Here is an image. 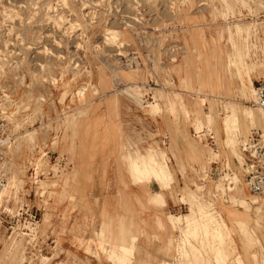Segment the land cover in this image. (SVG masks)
Returning <instances> with one entry per match:
<instances>
[{
    "label": "rangeland",
    "instance_id": "rangeland-1",
    "mask_svg": "<svg viewBox=\"0 0 264 264\" xmlns=\"http://www.w3.org/2000/svg\"><path fill=\"white\" fill-rule=\"evenodd\" d=\"M261 80L264 0H0V119L8 137L0 218L11 220L19 205L37 208L34 248L42 250L28 257L30 242L2 223L0 264H62L57 239L46 236L49 218L64 198L74 206L76 184L95 158L103 169L108 160L123 187L170 192L155 200L166 206L162 264H189L194 253L205 264L237 257L255 264L264 253V206L248 192L241 141L253 130L264 137V122L241 120L234 149L215 120L244 106L261 117L253 89ZM213 102L222 108L212 122L203 112ZM209 132L216 145H208ZM151 152L169 173L137 181L130 163ZM221 175L244 195L220 187ZM197 200L221 215V231L211 226L207 235L200 225L191 236L177 221ZM111 219L132 222L124 213ZM124 232L104 224L76 246L131 264L137 238L124 242Z\"/></svg>",
    "mask_w": 264,
    "mask_h": 264
},
{
    "label": "crops",
    "instance_id": "crops-1",
    "mask_svg": "<svg viewBox=\"0 0 264 264\" xmlns=\"http://www.w3.org/2000/svg\"><path fill=\"white\" fill-rule=\"evenodd\" d=\"M206 136L211 137L208 145H216L212 133L209 132ZM102 164L103 160L95 158L90 171L86 173L87 176L77 182L74 206L64 198L52 210L46 236L52 242L57 239L59 251L54 259L62 264H113L102 253L98 257L93 254L89 256L81 247L76 246L80 240L94 239V232L99 231L105 224L111 231L124 228V242H132V237L137 238L131 264H162L169 236L162 229V212L166 206L158 207L155 202L161 194L157 189L161 188H157L153 182L156 187L148 192L150 184L135 186L127 178L124 179L128 185L123 187L117 183L108 160L105 161L104 169ZM222 178L224 177L220 176L217 181ZM135 196L140 198L141 204ZM121 213L126 214L127 218L130 217L132 222L127 219L124 226L119 222L116 224L114 219L107 222L108 217ZM103 214L105 219L102 218ZM91 248L94 250V247Z\"/></svg>",
    "mask_w": 264,
    "mask_h": 264
},
{
    "label": "bare ground",
    "instance_id": "bare-ground-1",
    "mask_svg": "<svg viewBox=\"0 0 264 264\" xmlns=\"http://www.w3.org/2000/svg\"><path fill=\"white\" fill-rule=\"evenodd\" d=\"M251 86H252V82H251ZM254 89V88H253ZM217 103V102H216ZM216 103H214L213 102V109H211V110H209V112L208 113H206V112H203L206 116H207V118L210 120V121H212L213 122V116H215V110H217V112H220L221 111V106H219L218 105V103L216 104ZM220 104V103H219ZM258 105V104H257ZM261 107H264V106H261ZM225 108L227 109V106L225 105ZM215 109V110H214ZM260 109V108H259ZM228 110V109H227ZM262 112H263V115L260 117V116H256V114H255V111H254V109L252 108V107H250V106H244L241 110H240V112H231L230 114H228V115H226V116H224L222 119H221V121H218V120H215V123H217L216 125H218V128H219V130H225L226 132H227V134H228V137H229V143L231 142L232 144H231V146L234 148L235 147V141L233 142L232 140H233V137H234V134L237 132V131H239V130H241V128H242V126H241V120H245V121H248L249 123H255V122H257V121H260V122H264V109H262ZM218 114V113H217ZM246 124V123H245ZM243 130H244V128H242ZM253 131H257V130H253ZM258 132V131H257ZM226 134V135H227ZM261 134V138L263 139V142H264V137H263V134L262 133H260ZM247 138V137H246ZM246 138H244L242 141H241V147H242V145L244 144V141L246 140ZM7 140H8V138H7ZM225 145V144H224ZM227 147V146H226ZM238 147V146H237ZM235 149V148H234ZM164 162V161H163ZM131 166H132V169H133V171L132 172H134L135 173V177H136V180L137 181H141L142 180V178H145V177H149V176H154V177H160V176H162L163 177V180H164V177L165 176H167V174L169 173L168 172V169H167V166L165 165V166H162L161 165V163H159L158 161H157V159H156V156H155V154H153L152 152L151 153H149V154H147V156H144L143 157V161H141V162H139L138 160H136V159H132V161H131ZM221 177H224V175H221ZM134 178V177H133ZM237 178V177H236ZM242 178V177H241ZM244 178H245V176H244ZM224 179V178H223ZM223 179H221L220 180V184H219V186L220 187H222V186H225V185H227V186H225L226 188H229V191L230 190H235L234 191V194L237 196H241V195H244V193H243V190H244V188H240V186H238V184H237V187H234L233 185H231L230 183H222V181H224ZM135 180V179H134ZM246 182V181H245ZM170 185V184H169ZM167 186V185H166ZM3 190V189H2ZM1 190V191H2ZM0 191V192H1ZM226 191V190H225ZM236 192V193H235ZM248 192H249V190H248ZM162 194V193H161ZM232 194V193H231ZM249 194L252 196V197H254V199L257 201V202H259V203H261L263 206H264V203L260 200V199H258V197L255 195V194H253V193H250L249 192ZM230 196V195H229ZM195 198V197H194ZM193 198V199H194ZM192 199V200H193ZM196 199V198H195ZM254 199H250V201L248 202L249 204H253L254 205V203H255V200ZM192 200H190V201H192ZM200 200V199H199ZM199 200H197L196 202L197 203H193L195 206V208H191V211L190 212H188V213H186V214H183V215H181V216H177V221L179 222V223H183V226H184V224H185V228H186V231H187V233L188 234H190L191 236L192 235H195V234H201V232H197V231H199V228L202 226L205 230H203V231H205V233L208 235V234H212L211 233V230L214 228V226L215 227H217V229L219 230L220 229V231L222 230L221 228H222V226L224 225L223 224V222H221L220 220H219V218H221V215L219 214V213H211L210 212V210H208L209 212L207 213V211L205 210V208H204V203H200V201ZM201 202H203V201H201ZM191 205V204H190ZM197 207V208H196ZM205 207H206V204H205ZM250 207V206H249ZM252 208V207H251ZM249 209V208H248ZM248 209H246V210H248ZM258 209V208H257ZM259 210V209H258ZM263 210V209H262ZM198 211H200L201 212V215L199 216V217H197V212ZM249 211V210H248ZM213 212V211H212ZM211 213V215H209ZM250 214V213H249ZM259 214V213H258ZM247 221V220H246ZM252 222V221H251ZM214 224V225H213ZM251 224V223H250ZM201 225V226H200ZM164 226V225H163ZM200 226V227H199ZM211 226H213V228H211ZM251 228V227H250ZM211 229V230H210ZM200 230H202L201 228H200ZM214 230H215V228H214ZM251 230V229H250ZM216 231V230H215ZM213 232V231H212ZM249 232V231H248ZM217 233H218V235L219 236H217ZM217 233H216V236L217 237H220V234H219V231H217ZM247 233V232H246ZM202 234H204V233H202ZM205 234V236L206 237H208L207 235ZM214 234V233H213ZM195 238V237H194ZM208 245H210V244H208ZM195 246V245H194ZM211 246H214L215 247V245H211ZM210 247V246H209ZM213 247V248H214ZM190 248V247H189ZM188 248V249H189ZM212 247H211V249H213ZM187 249V248H186ZM193 249H195V250H197L198 248L196 247V248H193ZM206 249H209L208 247L206 248ZM190 250V249H189ZM188 250V251H189ZM215 251L217 250L216 248L214 249ZM188 251L187 250H185V254L186 253H188ZM194 251V250H193ZM193 251H191V253H194ZM199 251V250H198ZM196 253L198 254L199 252H197L196 251ZM200 253L202 254V252L200 251ZM189 254H187V256H188ZM199 255V254H198ZM198 255L196 256V254L194 253V256L197 258L198 257ZM203 255V254H202ZM200 256V257H203V256ZM226 256H229L228 255V253H226L225 254ZM260 255V258L258 259V257H257V255L255 254L254 255V263L255 264H264V253H262L261 252V254H259ZM186 255H184L183 257H187ZM218 256V262L217 263H220L221 262V259L222 258H224V257H221L220 258V256H222V255H217ZM194 258L195 259V262H197V259H202L201 260V264H202V262H203V259H204V257L203 258ZM193 259V260H194ZM216 259H217V257H216ZM219 259H220V262H219ZM189 260V259H188ZM191 260V259H190ZM193 260H191V261H189V264H193V263H195ZM205 260V259H204ZM224 260V259H223ZM223 260H222V262H221V264H223ZM193 261V262H192ZM207 263H208V261H206ZM181 263V262H180ZM186 264H187V261L185 262ZM198 263V262H197ZM204 264H205V262H203ZM235 263H237V264H245V262H243L242 260H241V258H239V257H237L236 259H235ZM184 264V263H183ZM196 264V263H195ZM198 264H200V262L198 263ZM226 264H228V263H226Z\"/></svg>",
    "mask_w": 264,
    "mask_h": 264
},
{
    "label": "built area",
    "instance_id": "built-area-1",
    "mask_svg": "<svg viewBox=\"0 0 264 264\" xmlns=\"http://www.w3.org/2000/svg\"><path fill=\"white\" fill-rule=\"evenodd\" d=\"M254 89L255 103L259 106H264V80L259 81L254 86ZM5 129L0 119V191L5 184V174L2 166L4 158L3 149L8 143ZM208 138L211 140L210 136ZM241 151L244 154L243 167L245 168L244 174L247 188L250 193L255 194L264 203V142L261 134L257 133V131H251L244 141ZM9 217H11V220L0 218V225L4 224L5 231H8V234L16 233L18 237L25 238V242L28 240L33 244L30 245L29 243L30 250L27 253L28 257L35 258L40 255L42 250L34 248L37 238L36 230L39 223L37 208L19 205L14 214Z\"/></svg>",
    "mask_w": 264,
    "mask_h": 264
}]
</instances>
